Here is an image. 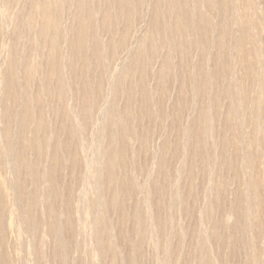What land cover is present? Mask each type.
Wrapping results in <instances>:
<instances>
[{
    "label": "rangeland",
    "instance_id": "rangeland-1",
    "mask_svg": "<svg viewBox=\"0 0 264 264\" xmlns=\"http://www.w3.org/2000/svg\"><path fill=\"white\" fill-rule=\"evenodd\" d=\"M0 264H264V0H0Z\"/></svg>",
    "mask_w": 264,
    "mask_h": 264
},
{
    "label": "bare ground",
    "instance_id": "bare-ground-1",
    "mask_svg": "<svg viewBox=\"0 0 264 264\" xmlns=\"http://www.w3.org/2000/svg\"><path fill=\"white\" fill-rule=\"evenodd\" d=\"M36 61V60H35Z\"/></svg>",
    "mask_w": 264,
    "mask_h": 264
}]
</instances>
